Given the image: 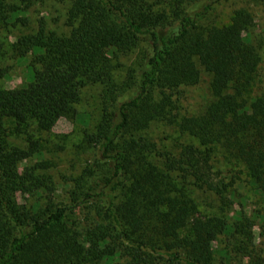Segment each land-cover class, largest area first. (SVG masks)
Returning a JSON list of instances; mask_svg holds the SVG:
<instances>
[{
  "label": "trees",
  "instance_id": "trees-1",
  "mask_svg": "<svg viewBox=\"0 0 264 264\" xmlns=\"http://www.w3.org/2000/svg\"><path fill=\"white\" fill-rule=\"evenodd\" d=\"M32 1L0 0V31L23 22L20 5ZM69 1L70 34L42 27L20 36L13 51L31 56L29 82L12 94L0 89V264H218L214 244L224 235L235 253L262 264L251 217L201 215L192 196L212 192L224 211L245 173L248 196L264 209V92L254 95L262 58L252 16L238 11L229 25L206 26L223 0ZM137 50L138 65L118 82L114 60ZM202 72L211 76L205 110L178 122L173 96L198 85ZM91 84L104 86L102 109L83 144L98 159L74 180L70 201H56L45 174L53 162L20 165L51 151L42 135L77 112ZM157 121L176 122L197 142L177 153L160 148L148 134ZM218 154L228 181L215 168ZM83 211L85 222L76 217Z\"/></svg>",
  "mask_w": 264,
  "mask_h": 264
},
{
  "label": "rangeland",
  "instance_id": "rangeland-1",
  "mask_svg": "<svg viewBox=\"0 0 264 264\" xmlns=\"http://www.w3.org/2000/svg\"><path fill=\"white\" fill-rule=\"evenodd\" d=\"M24 7L21 17L23 22H16L0 31V89L8 94L25 89L30 78L31 56L21 58L13 51V45L23 35L36 34L40 28L46 32H55L60 36L69 35L71 27L68 25V11L71 6L69 0H33L29 7ZM244 11L253 18L252 31L256 42L260 44V55L262 58L258 85L254 89V95L264 92V0H223L216 6L205 22L206 26H225L231 24L236 12ZM140 60V50L127 55H119L115 64H120L115 70V78L118 82L127 75L130 69L135 68ZM211 76L202 72V80L196 86L182 87L176 92L173 99L176 102L174 111L175 120L178 122L184 117L197 116L205 110L210 99L209 83ZM104 86L88 85L82 90L81 101L76 106V113L61 118L50 133H46L44 139L49 143L50 152L44 156H36L28 162L20 165V170L31 166L41 160H51L53 167L45 174L52 177L55 184L56 201L68 202L69 191L74 186V180L82 174L87 166H91L98 156L94 150H90L83 144L86 131H92L101 116ZM149 137L158 146L165 150L178 152L181 146L197 141L191 136L182 133L176 122L157 121L148 130ZM11 142L15 145H24L23 138L12 137ZM63 147L60 151L59 147ZM216 170L222 169V178L229 180L230 173L220 154L215 160ZM243 168V166H241ZM242 182L231 200L233 204L225 207L220 198L212 192L194 191L195 198L201 215L213 216L223 215L234 222L238 211L242 210L255 221L254 232L256 234V255L264 264V209L259 204L258 195L248 196L246 183L247 175H241ZM45 196V195H44ZM76 217L85 222L86 214L77 212ZM231 238V239H229ZM231 241V243L229 241ZM234 239L229 235L221 236L214 244L216 249L217 263L220 264H251L250 258H245L240 253H235L239 246L234 244ZM233 241V242H232ZM224 249H228L229 255L225 257Z\"/></svg>",
  "mask_w": 264,
  "mask_h": 264
}]
</instances>
